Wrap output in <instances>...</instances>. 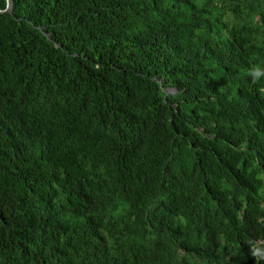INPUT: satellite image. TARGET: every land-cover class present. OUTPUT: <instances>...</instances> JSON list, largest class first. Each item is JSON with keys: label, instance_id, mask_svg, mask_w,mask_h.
<instances>
[{"label": "trees", "instance_id": "16d2710c", "mask_svg": "<svg viewBox=\"0 0 264 264\" xmlns=\"http://www.w3.org/2000/svg\"><path fill=\"white\" fill-rule=\"evenodd\" d=\"M10 2L0 264H264V0Z\"/></svg>", "mask_w": 264, "mask_h": 264}, {"label": "clouds", "instance_id": "9594fccd", "mask_svg": "<svg viewBox=\"0 0 264 264\" xmlns=\"http://www.w3.org/2000/svg\"><path fill=\"white\" fill-rule=\"evenodd\" d=\"M250 75H252V78H253V80H256V79H258L261 75H264V73H262V72H260V71H254V72H252V73H250ZM261 92L262 93H264V89H261ZM259 263L261 262V260H257ZM263 261H264V259H263ZM262 261V262H263Z\"/></svg>", "mask_w": 264, "mask_h": 264}, {"label": "water", "instance_id": "95a60500", "mask_svg": "<svg viewBox=\"0 0 264 264\" xmlns=\"http://www.w3.org/2000/svg\"><path fill=\"white\" fill-rule=\"evenodd\" d=\"M7 1L10 2V0H7ZM12 8H13V4L10 2L7 10L4 13H10L11 14L12 13Z\"/></svg>", "mask_w": 264, "mask_h": 264}]
</instances>
